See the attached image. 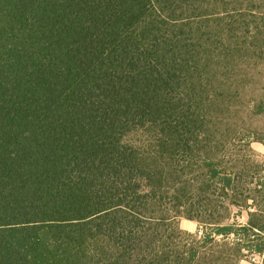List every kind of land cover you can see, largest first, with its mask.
<instances>
[{
  "label": "trees",
  "instance_id": "16d2710c",
  "mask_svg": "<svg viewBox=\"0 0 264 264\" xmlns=\"http://www.w3.org/2000/svg\"><path fill=\"white\" fill-rule=\"evenodd\" d=\"M252 1L0 0V264H264V133L218 100Z\"/></svg>",
  "mask_w": 264,
  "mask_h": 264
},
{
  "label": "rangeland",
  "instance_id": "374dc122",
  "mask_svg": "<svg viewBox=\"0 0 264 264\" xmlns=\"http://www.w3.org/2000/svg\"><path fill=\"white\" fill-rule=\"evenodd\" d=\"M252 2L253 7L250 12L233 15L232 19L236 23L235 35L230 41L223 36L224 45L222 46L223 56L226 54L227 56L234 54V56L227 67V73L224 72L223 85L218 94L222 108L221 122L240 132V137L264 133V0ZM233 50L234 53L231 52ZM228 108L229 111H227ZM235 147L236 153L244 154L243 151L246 148L241 147L240 143H237ZM251 155V162L240 159L237 166L245 164L249 167L255 163L262 167L264 174V146L261 143L252 142ZM191 194L195 197L197 192L194 191ZM200 200L196 196L192 201ZM192 201H189L185 207H171V212L168 213L169 223H173L182 232L198 234L203 227H200L198 221L187 218L192 210H196V208H189ZM225 208L223 223L244 224L247 221L246 212L237 206L227 203ZM240 264H249V262L242 261Z\"/></svg>",
  "mask_w": 264,
  "mask_h": 264
}]
</instances>
